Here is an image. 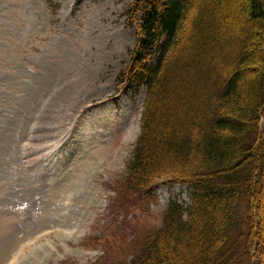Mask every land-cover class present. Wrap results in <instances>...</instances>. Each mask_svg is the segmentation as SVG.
Here are the masks:
<instances>
[{
    "label": "rangeland",
    "instance_id": "rangeland-1",
    "mask_svg": "<svg viewBox=\"0 0 264 264\" xmlns=\"http://www.w3.org/2000/svg\"><path fill=\"white\" fill-rule=\"evenodd\" d=\"M140 2L0 0V264H132L168 204L190 203L167 180L117 194L146 94L119 81Z\"/></svg>",
    "mask_w": 264,
    "mask_h": 264
},
{
    "label": "trees",
    "instance_id": "trees-1",
    "mask_svg": "<svg viewBox=\"0 0 264 264\" xmlns=\"http://www.w3.org/2000/svg\"><path fill=\"white\" fill-rule=\"evenodd\" d=\"M139 1L119 81L146 94L117 194L155 196L159 180L193 191L132 264H264V0Z\"/></svg>",
    "mask_w": 264,
    "mask_h": 264
}]
</instances>
